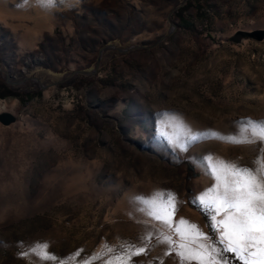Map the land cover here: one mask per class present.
I'll return each instance as SVG.
<instances>
[{
  "label": "rangeland",
  "instance_id": "374dc122",
  "mask_svg": "<svg viewBox=\"0 0 264 264\" xmlns=\"http://www.w3.org/2000/svg\"><path fill=\"white\" fill-rule=\"evenodd\" d=\"M0 94L16 117L0 122V264H38L19 255L36 241L63 264L143 246L130 200L154 190L211 236L192 202L215 183L204 158L259 154L208 137L264 120V0H0ZM165 114L205 137L174 148ZM133 260L177 264L163 246Z\"/></svg>",
  "mask_w": 264,
  "mask_h": 264
},
{
  "label": "snow or ice",
  "instance_id": "6c2138e0",
  "mask_svg": "<svg viewBox=\"0 0 264 264\" xmlns=\"http://www.w3.org/2000/svg\"><path fill=\"white\" fill-rule=\"evenodd\" d=\"M39 2L52 6L56 0ZM165 115L171 132L161 130L160 135L174 148L187 152L205 137L206 134L192 129L179 115ZM237 123L239 128L235 133L224 135L213 131L208 138L234 145H259V154L252 166L239 161L214 160L211 155L204 158L206 172L215 183L193 197L192 202L207 216L212 235L183 217L176 219L181 202L175 193L154 190L138 194L130 202L136 212L149 218L139 221L145 225V233L139 238L143 246L127 242L118 251H114V246H106L111 255L105 264H141L133 258L146 255L155 246H163L166 256L174 254L177 264H264V120L244 118ZM30 254L38 264H63L66 259L50 251L47 241L33 242L29 251L19 253L21 257Z\"/></svg>",
  "mask_w": 264,
  "mask_h": 264
},
{
  "label": "water",
  "instance_id": "95a60500",
  "mask_svg": "<svg viewBox=\"0 0 264 264\" xmlns=\"http://www.w3.org/2000/svg\"><path fill=\"white\" fill-rule=\"evenodd\" d=\"M255 35L257 37H259V38L261 37V33H259V32H256ZM99 58H100V55L97 58V61L95 63V66H94L93 70L86 71V72L85 71H80V72L87 73V74H94L96 72L97 68H98V65H99ZM75 73L76 72H72V74H75ZM61 81L62 80L57 81V82H61ZM6 82H10L7 77H6ZM15 120H16V117L13 114H11L9 112H4V111L0 112V122L3 125H9V124L13 123Z\"/></svg>",
  "mask_w": 264,
  "mask_h": 264
},
{
  "label": "bare ground",
  "instance_id": "6f19581e",
  "mask_svg": "<svg viewBox=\"0 0 264 264\" xmlns=\"http://www.w3.org/2000/svg\"><path fill=\"white\" fill-rule=\"evenodd\" d=\"M39 85V84H38ZM6 106H7V103L5 104ZM1 107H3V104L1 103V105H0Z\"/></svg>",
  "mask_w": 264,
  "mask_h": 264
},
{
  "label": "trees",
  "instance_id": "16d2710c",
  "mask_svg": "<svg viewBox=\"0 0 264 264\" xmlns=\"http://www.w3.org/2000/svg\"><path fill=\"white\" fill-rule=\"evenodd\" d=\"M0 96H2V94H0Z\"/></svg>",
  "mask_w": 264,
  "mask_h": 264
}]
</instances>
